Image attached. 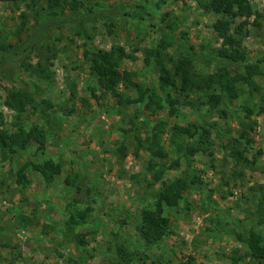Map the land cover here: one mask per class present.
Listing matches in <instances>:
<instances>
[{"label": "rangeland", "instance_id": "rangeland-1", "mask_svg": "<svg viewBox=\"0 0 264 264\" xmlns=\"http://www.w3.org/2000/svg\"><path fill=\"white\" fill-rule=\"evenodd\" d=\"M71 1L59 0L69 17L52 19L42 30L25 4L0 1V40L17 46L34 43L31 50L8 55L0 66V128L16 129L19 113L6 105L5 97L7 88L23 87L37 105L20 115L25 126L39 125L46 132L43 151L35 142L6 158L0 151V264H112L119 244L146 251L137 225L142 209L152 207L162 180L153 183L147 167L150 153L137 150L131 120L138 113L142 136L157 123L166 124L158 132L169 156L157 159L158 164L171 163L177 156L176 145H170L176 124L210 129L211 153L195 154L189 166L183 158L179 167L165 172L163 180L170 182L188 169L197 184L184 193L178 207L166 208L171 231L159 247L146 251L145 262L135 264H233L229 256L243 255L248 245L230 232L249 228L247 212H257L252 187L264 185V0H248L262 17L259 25L254 24L255 15L245 25L247 60L232 70L233 75L250 77L254 85L241 81L237 99L216 108L182 105L177 116H170L167 106L152 111L146 104L119 105L91 74V52L122 46L127 56L118 58V70L166 97L168 90L159 82L161 57L155 60L148 52L159 44L163 29L193 47L197 73L209 76L217 71L206 52L224 45L225 38L213 27L218 15L203 7L209 0H77L74 11ZM39 3L47 8L49 0ZM166 51L174 58L183 53L176 44ZM47 56L50 76L34 73L33 66ZM117 90L132 97L137 93L124 83ZM199 96L203 93L189 98ZM244 129L248 132L240 137L241 147H246L250 160L257 158L253 166L236 164L229 155L232 139ZM199 135L177 141L196 143ZM46 159L61 164L53 182L32 168L26 171L27 186L18 182L17 172L25 161ZM234 171L244 175L238 177ZM85 208L90 210L84 222L69 233L70 213ZM21 216L31 223L25 225ZM259 230L264 241V226ZM237 264L256 262L248 257Z\"/></svg>", "mask_w": 264, "mask_h": 264}, {"label": "trees", "instance_id": "trees-1", "mask_svg": "<svg viewBox=\"0 0 264 264\" xmlns=\"http://www.w3.org/2000/svg\"><path fill=\"white\" fill-rule=\"evenodd\" d=\"M0 1L25 4L33 12L41 30L48 28L47 24L52 19L59 16H68L63 12L66 6L64 7L59 0H49L47 8L41 6L39 0ZM70 5L73 11L78 9L77 0H72ZM203 7L218 15L213 27L225 38L224 45L206 52L209 61H214L217 65L215 74L204 76L197 73L194 68V60L196 57L193 53V47L178 42L173 33L165 29L162 30L163 36L159 44L155 48L148 50V52L155 57V60L157 57H161L159 82L161 89L168 90L166 97H162L154 87L144 86L132 80V75L123 74L118 70V58L127 56L122 46H113L110 50H95L91 52V74L98 80L104 90L111 92L117 98L119 105L146 104L152 107V111H161L167 106L170 116H177L179 107L182 105L194 108L209 105L211 108H216L223 101L237 99L239 96V82L242 81L254 85L250 77L241 74L233 75L232 73L234 67L243 64L247 60V48L244 45L242 37L244 27L254 15L256 16L254 24L259 25V18L262 17V14L248 0H209ZM25 16L26 12H23V17L26 18ZM70 16L72 17V15ZM90 18L93 19L94 17L91 15ZM239 18H244V20L239 22ZM175 44L183 50V53L178 58H174L166 53V50ZM33 45L34 43L17 46L0 40V66L5 64L8 55H17L23 51H28V49L31 50ZM50 58L47 56L45 61L43 60L37 66H33V72L41 76L49 77L50 74L47 72L48 65L46 64L47 61L49 63ZM165 58L171 63L170 67L166 64L167 60ZM28 67L32 66L29 64ZM11 70L14 73L15 68ZM121 83L134 87L137 91L136 96H126L119 92L117 88ZM200 92L203 93V96L189 98L191 93ZM205 96L207 99L204 98ZM5 103L19 114L16 116L17 122L14 124L16 126L15 130H9L4 127L0 128V151L3 152L4 157L6 158L10 154L15 155L19 151H25L31 142L37 143L38 150L43 151L46 143L45 130L39 125L25 126L20 116L26 112L29 106H32L33 109L37 107L33 103L32 94L23 87L7 88ZM47 106L50 107L49 105ZM262 110L264 111V101ZM248 111L250 112L249 109ZM140 115L138 113L135 117L136 119L131 120V131L135 134L137 150L145 148L150 153L147 167L152 172L153 183L162 180L161 187L153 193L155 200L152 207L142 209L140 222L137 225L138 234L147 251L148 249L159 247L171 231L172 220L166 214V208L178 207L184 197V193L193 185L197 184L196 177L190 174L188 169L183 175L178 176L170 182L163 180V175L167 170L179 167L183 158L189 166L191 163L190 159L195 154L201 152L211 153V131L208 128H202L197 125L181 126L176 124L172 128L170 145H176L177 156L173 158L171 163L158 164L157 159L167 158L169 156V150L163 144V137L158 132V129H165L166 124L159 122L150 131L147 129L145 136H142L141 132H139L140 127L138 126L137 120L141 117ZM1 122L3 123V114L0 112V125H2ZM247 132L244 129L239 138L232 139L229 155L234 159L236 164L253 166L257 158L250 160L245 155L246 147H241L243 143L240 137H246ZM198 133L200 135L196 143L182 144L177 141L178 138L182 137L193 138ZM247 141L250 143L251 139L247 138ZM122 148H126V145ZM29 168L38 171L48 183L53 182L55 176L61 173V164L53 159H46L44 161L27 160L17 172V180L19 183L24 184V186H27L29 183L26 173ZM236 173L238 177L244 175L243 171H234L233 174ZM67 181H70L69 178H67ZM252 191L254 194L253 202L256 205L257 212L254 215L252 212H247V216L250 218L249 228L245 231L233 230L230 232L242 244H247L248 250L240 256L230 255L229 257L233 264H237L240 260L248 257L255 261L256 264H264L263 234L259 230L261 226H264V185L252 187ZM71 205L72 203L70 202L68 207ZM89 210L90 208H85L77 213L71 212L66 221V230L69 233L75 232V229L84 222ZM21 219L26 221L24 223L25 225L29 224V222L31 223V219L29 220L26 216H21ZM68 232L65 235L66 239L68 238L69 240ZM114 251L116 259L112 264H135V261L145 262L147 260V252L145 250H134L124 244L115 246Z\"/></svg>", "mask_w": 264, "mask_h": 264}]
</instances>
